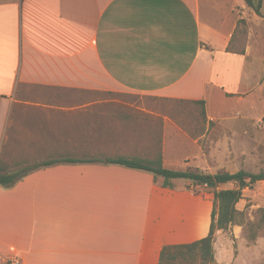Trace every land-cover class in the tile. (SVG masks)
<instances>
[{
    "label": "crops",
    "instance_id": "0c3cea01",
    "mask_svg": "<svg viewBox=\"0 0 264 264\" xmlns=\"http://www.w3.org/2000/svg\"><path fill=\"white\" fill-rule=\"evenodd\" d=\"M224 1L0 0L6 172L63 157L153 158L142 153L157 142L167 167L169 119L158 139L153 110L115 97L204 100L213 120L210 103L246 96L251 47L236 33L248 11ZM174 182L166 189L151 173L95 162L0 185V264H159L164 246L211 226L201 196Z\"/></svg>",
    "mask_w": 264,
    "mask_h": 264
},
{
    "label": "rangeland",
    "instance_id": "374dc122",
    "mask_svg": "<svg viewBox=\"0 0 264 264\" xmlns=\"http://www.w3.org/2000/svg\"><path fill=\"white\" fill-rule=\"evenodd\" d=\"M235 1L231 0L229 5L248 11L236 33V37L242 39L243 46L247 43L251 47L246 66L244 64L251 76L250 92L246 96L210 103L209 113L215 117L213 120H210L207 112L203 114L200 104L189 101L140 95L115 97L121 102L153 110L152 117L149 116L150 127L153 136L158 139H162L164 134L165 118L169 119L167 130L170 136L165 144L168 168H199L209 174L236 173L242 169L252 173L264 171V0L262 16L245 2L237 4ZM224 2L216 0L217 5H223ZM222 15L225 14L219 10L217 16ZM234 17L239 18L235 10ZM147 146L150 150L142 154L155 156L162 148V143ZM177 181V190L200 195L212 213L215 189L197 187L186 180ZM159 182H162V178ZM233 187L232 184H226L217 190ZM237 209L242 213V223L215 233L216 261L218 264H264V181L244 191Z\"/></svg>",
    "mask_w": 264,
    "mask_h": 264
},
{
    "label": "trees",
    "instance_id": "16d2710c",
    "mask_svg": "<svg viewBox=\"0 0 264 264\" xmlns=\"http://www.w3.org/2000/svg\"><path fill=\"white\" fill-rule=\"evenodd\" d=\"M249 8L262 16V0H245ZM200 104L203 114H206V102L189 101ZM101 162L108 165H119L135 170L151 173L156 183L162 178L161 186L166 189L176 188L175 180L190 181L194 186L215 189V204L211 214L209 234L199 240L185 244L166 245L160 254L159 264H218L215 258L214 236L217 230H228L235 224H241L242 213L237 209V204L243 198V193L248 188H253L257 183L264 181V171L252 173L244 169L236 172L206 173L199 168L174 170L165 167L162 148L153 158L142 157H105L98 158H71L44 161L27 166L14 173H7L3 162H0V185L6 189L14 187L27 175L37 170L57 164H85ZM232 184L229 189L217 190L221 185Z\"/></svg>",
    "mask_w": 264,
    "mask_h": 264
},
{
    "label": "built area",
    "instance_id": "2783aa9c",
    "mask_svg": "<svg viewBox=\"0 0 264 264\" xmlns=\"http://www.w3.org/2000/svg\"><path fill=\"white\" fill-rule=\"evenodd\" d=\"M263 126H264V124H263Z\"/></svg>",
    "mask_w": 264,
    "mask_h": 264
}]
</instances>
